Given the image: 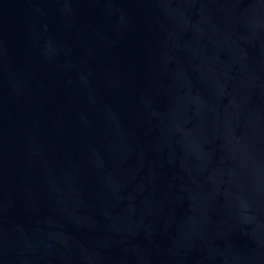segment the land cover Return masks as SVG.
<instances>
[{"label":"water","instance_id":"95a60500","mask_svg":"<svg viewBox=\"0 0 264 264\" xmlns=\"http://www.w3.org/2000/svg\"><path fill=\"white\" fill-rule=\"evenodd\" d=\"M0 264H264V0H0Z\"/></svg>","mask_w":264,"mask_h":264}]
</instances>
